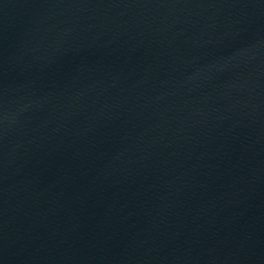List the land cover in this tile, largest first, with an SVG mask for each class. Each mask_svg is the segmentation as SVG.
<instances>
[{
    "label": "water",
    "instance_id": "water-1",
    "mask_svg": "<svg viewBox=\"0 0 264 264\" xmlns=\"http://www.w3.org/2000/svg\"><path fill=\"white\" fill-rule=\"evenodd\" d=\"M0 264H264V0H0Z\"/></svg>",
    "mask_w": 264,
    "mask_h": 264
}]
</instances>
